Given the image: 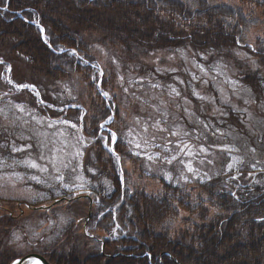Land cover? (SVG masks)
Instances as JSON below:
<instances>
[{
  "label": "trees",
  "instance_id": "16d2710c",
  "mask_svg": "<svg viewBox=\"0 0 264 264\" xmlns=\"http://www.w3.org/2000/svg\"><path fill=\"white\" fill-rule=\"evenodd\" d=\"M253 32L260 34L250 43ZM92 43L119 49L127 62L173 48L190 49L199 60L223 58L233 63L246 87L264 97V1L0 0V83L5 87L2 73L18 84L43 88L42 100L50 104L57 101L47 85L71 75L90 90L98 73L91 66L97 65ZM241 46L255 66L234 59ZM106 83L101 78V86ZM69 103L78 102L61 107ZM82 107L62 112L40 108L56 119L73 118L94 140L84 152L89 197L64 192L48 198L66 199L61 203L72 217L61 236L24 240L25 248L16 240L23 211L0 204V264L30 253L52 264H264V160L260 169L214 175L197 180L196 187L177 185L163 175H145L141 162L126 151L118 105L108 107L97 95L85 114ZM233 114L230 118L238 122ZM112 115L108 126L118 134L114 149L122 168L131 161L137 166L136 180L134 173L119 171L103 145L106 132L99 125Z\"/></svg>",
  "mask_w": 264,
  "mask_h": 264
},
{
  "label": "rangeland",
  "instance_id": "374dc122",
  "mask_svg": "<svg viewBox=\"0 0 264 264\" xmlns=\"http://www.w3.org/2000/svg\"><path fill=\"white\" fill-rule=\"evenodd\" d=\"M259 34L253 32L249 42ZM91 45L100 68L92 88L76 75L47 85V93L57 103H41L45 109L62 112L84 105L85 114L97 95L108 107L118 105L126 151L141 162L145 175H163L177 185L194 186L197 180L209 181L214 175L262 168L258 164L264 160V97L246 87L233 63L223 58L199 60L185 48L159 50L138 63L127 62L117 48ZM242 49L234 50V59L255 66L254 58ZM99 77L107 80L105 87L97 82ZM1 80L8 87L0 83V204L23 211L16 240L25 248L24 240H51L63 234L72 212L61 203L66 199L57 202L61 203L58 209L52 208L57 200L49 199L64 192L69 197L89 191L84 152L94 140L84 136L73 118L43 114L44 108L34 99L38 98L23 86L34 85L41 93L43 88L26 81L18 84L3 73ZM68 101L78 103L61 107ZM230 111L238 122L230 118ZM113 121L112 115L99 125L100 132H106L101 136L103 145L116 158L119 171L134 173L136 180L134 162L122 168L116 155L118 134L108 126Z\"/></svg>",
  "mask_w": 264,
  "mask_h": 264
},
{
  "label": "water",
  "instance_id": "95a60500",
  "mask_svg": "<svg viewBox=\"0 0 264 264\" xmlns=\"http://www.w3.org/2000/svg\"><path fill=\"white\" fill-rule=\"evenodd\" d=\"M59 202V201H58ZM37 209V208H36ZM52 264L45 257L39 254H28L15 261L13 264Z\"/></svg>",
  "mask_w": 264,
  "mask_h": 264
},
{
  "label": "snow or ice",
  "instance_id": "6c2138e0",
  "mask_svg": "<svg viewBox=\"0 0 264 264\" xmlns=\"http://www.w3.org/2000/svg\"><path fill=\"white\" fill-rule=\"evenodd\" d=\"M23 87H28V86L24 85ZM105 95H107V94L105 93ZM101 127H103V126H101ZM112 138H113V140L115 139V134L114 133L112 134ZM33 167H35V165H33Z\"/></svg>",
  "mask_w": 264,
  "mask_h": 264
},
{
  "label": "bare ground",
  "instance_id": "6f19581e",
  "mask_svg": "<svg viewBox=\"0 0 264 264\" xmlns=\"http://www.w3.org/2000/svg\"><path fill=\"white\" fill-rule=\"evenodd\" d=\"M31 264V263H30Z\"/></svg>",
  "mask_w": 264,
  "mask_h": 264
}]
</instances>
